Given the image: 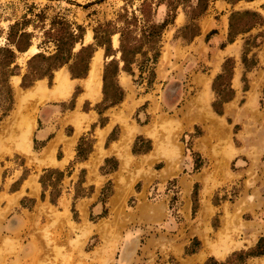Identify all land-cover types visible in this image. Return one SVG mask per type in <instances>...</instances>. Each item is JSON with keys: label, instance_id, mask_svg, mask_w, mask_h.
I'll return each instance as SVG.
<instances>
[{"label": "rangeland", "instance_id": "rangeland-1", "mask_svg": "<svg viewBox=\"0 0 264 264\" xmlns=\"http://www.w3.org/2000/svg\"><path fill=\"white\" fill-rule=\"evenodd\" d=\"M206 1L203 11L198 0H0V48L9 45L13 25L15 38L26 33L31 41L11 67L0 55V118L10 70L19 74L31 56L56 53L55 40H69L77 26L84 29L81 44L92 43L96 31L106 42L123 30L134 51L130 70L121 68L128 96L122 105H109L120 71L111 64L112 84L103 95V71L112 60L104 59L98 74L104 101L87 114L51 112L52 130L94 118L81 130V155L100 125H117L104 149L122 137L103 166L101 148L71 170L54 169L63 181L55 173L46 177L42 199L45 170L23 166L16 156L4 164V176L15 179L10 190L31 175L40 192L24 194L21 204L16 195L0 198V264H264V254L254 255L264 240V0ZM166 19L167 31L153 43L151 25ZM118 37L111 36L112 45L119 46ZM232 41L238 53L224 58L220 50ZM157 49L162 80L153 70ZM48 64L36 58L27 81Z\"/></svg>", "mask_w": 264, "mask_h": 264}, {"label": "crops", "instance_id": "crops-1", "mask_svg": "<svg viewBox=\"0 0 264 264\" xmlns=\"http://www.w3.org/2000/svg\"><path fill=\"white\" fill-rule=\"evenodd\" d=\"M175 19L174 22L176 21ZM166 31L164 30V32ZM217 36L218 34L210 42H213V39ZM93 42L94 39H92V43L90 44H93ZM234 43L233 41L228 42L220 50L224 58L228 59L237 55L238 47L233 45ZM82 45L85 46V43H82ZM111 48L112 51L107 55L105 48L95 46L94 52L88 61L87 72L82 77H72L69 72V65L66 64L64 66L67 67L62 66L53 71L50 78L44 77L36 79L30 86L22 87V77L27 71V62L24 69L20 68L19 74L10 77L9 84L13 91L12 106L9 112L0 119V198L4 200L8 196L16 195V200L21 204L20 200L24 194L32 193V196L36 197L40 192L39 187L36 186V179L34 180L31 175L24 178L15 190H10L15 179L13 180L10 174L4 176V164L6 161L11 162V157H20L23 159V166L34 169L39 168L41 171L47 169H57L60 171L71 170L74 163L87 162L95 156L101 155V148L103 151L102 157L98 160V166H103L109 157H113L112 155L114 153L111 146L117 143V138H121L122 134L119 132L116 140H111L110 148L104 149L103 145L106 142V137L117 126L110 127L109 120L97 128L101 133L99 136L93 137L94 140L90 142V146L84 156L78 155V150L79 148L81 149L80 140L85 135L81 130L87 125L90 128L94 126L93 117H90L89 120L78 118L75 121L73 120V122L59 125L56 130H52L50 126L53 108H59L62 114H66L67 112L74 113L75 111L87 114L91 112L92 105H97L104 101L102 93L100 92L101 70L100 78L98 72L96 74L97 78H94V81H92L91 73V71L93 72V64L100 63V68L102 61L104 63V59L107 61L108 59L119 60L120 71L115 76V85L121 91L122 99L118 103H114L113 106L118 107L126 101L128 97L127 89L120 81L121 77L123 75L126 76V74L121 70L123 62L120 61L119 46L112 45V39ZM29 49L23 53H26ZM161 58L162 54L160 51L159 60L155 69H153L156 77L160 80L163 78ZM95 60L96 62L94 63ZM58 80L63 81V85L60 87ZM237 81V72L233 70L230 78V87L232 89L233 84ZM60 88L62 89L61 91H59ZM91 93H95V97H92L90 95ZM85 106L88 108L85 109ZM139 136L145 137L142 134L134 135L130 140L132 143L131 146L134 147L137 139L142 138ZM147 142L151 144L149 140ZM23 166H20V169ZM59 198L60 195L56 198L54 204L58 202Z\"/></svg>", "mask_w": 264, "mask_h": 264}, {"label": "trees", "instance_id": "trees-1", "mask_svg": "<svg viewBox=\"0 0 264 264\" xmlns=\"http://www.w3.org/2000/svg\"><path fill=\"white\" fill-rule=\"evenodd\" d=\"M232 1L234 3V2L243 1V0H232ZM244 1H253V0H244ZM198 3H201L203 5V7H202L203 11H205L207 9L208 1L198 0ZM245 13L248 14V12H244V14ZM236 14L239 15L240 13L237 12ZM251 15L255 16L256 19L259 22H261L262 19L260 16L254 14V13H252ZM170 21L171 20L166 19L162 23H154L151 25L152 30H150L151 32L149 33V36H150V39L151 38L153 39V43L160 42L161 34H162L163 30L165 29V27L169 23H171ZM60 24L62 26L66 25V23L64 21H60ZM15 27H16V25H13L10 28V33L8 35V38H7L9 45H13L14 49L10 48L9 45L6 47L0 48V55H2V57L5 58L7 67H11L15 63V59L17 57L16 52H18V53L25 52L31 45V41L29 38L27 39V41H25V38L28 37V35L26 33H21L15 38V33H16ZM76 29L78 32L76 34H74L72 30L70 31L69 40L66 41V40H63L61 38L55 40V42H56V53H54L50 56H44L42 54H36L27 61V71L25 72V74L22 77V83H21L22 87L30 86L33 83V81L36 79H40V78H44V77L50 78L53 71L57 70L58 68L66 65V64L69 65V72H70L72 77H82L86 74L87 69H88V61L94 52L95 46L93 44H88L85 46L82 45L81 40L83 37L84 29L81 26H77ZM116 33H118L120 36L118 51L120 52V61L123 62L122 69L125 71H128V69L130 70V65L132 63L131 58H132L134 51L132 50V47H130L129 41L126 39L125 32L123 30L113 32L112 34H110V36L108 38H106V42L99 41V38L97 36V31H96V34L94 35V40L96 41V44L98 46L104 47L107 55H109V52L112 51L111 36L113 34H116ZM211 33L213 34V33H215V31H212ZM23 40H24V42H23ZM68 43H69V45L67 46V49H66V55H63L62 54L63 45L68 44ZM77 43H80L81 47L79 48V50L77 52H74V49H75V46ZM105 44H107L108 46L107 45L104 46ZM158 56H159V52L157 49L156 51H154L152 61L155 62L157 60ZM38 57L43 58L46 61H49V64L45 67L44 72H42L40 75L36 76L35 78L27 81V78L29 77V75H32V74L35 75L36 74L32 70L31 63ZM110 64L115 69L114 73H116L119 70V61L112 59L108 64H106V67L104 68V72H103V88H102L104 97L107 94V89L109 87V83L112 84L110 82V81H112V79L109 78L111 73L110 74L107 73V69H108V66H110ZM15 74H16V72H14L13 70H10L8 77H11ZM5 89H6L7 107L5 109L4 115H6L9 112V110L11 109L12 101H13V91H12V88L9 84L8 79H7L6 84H5ZM113 89L115 91V100H114V102L109 103L110 106L113 105L114 103H118L122 99V93H121V91H119V89L116 87L115 84H114ZM212 107L214 108V104ZM217 113H219V112H217ZM82 141H83V139L80 140L81 143H82ZM80 147H81V145H80ZM81 153H82L81 149L79 148L78 155L79 156L85 155V154L81 155ZM52 173H55L58 176L61 175V178L59 180H60V182L62 180V172L54 170V169L45 170L44 173L42 174V176L40 177V183H41L42 189H43L42 199H44V197H45L44 193L46 192V185H45L46 177H49V175ZM59 195H60V191L58 192L56 198ZM56 198H55V200H51L52 203H55ZM263 244H264V240L262 239L258 243V245L256 247V252L254 253V255L264 254ZM247 254L248 253H246L244 255H247ZM205 264H217V262L214 261L213 259H211L210 261H207ZM220 264H234V263H230L229 261H226V262L220 263Z\"/></svg>", "mask_w": 264, "mask_h": 264}, {"label": "bare ground", "instance_id": "bare-ground-1", "mask_svg": "<svg viewBox=\"0 0 264 264\" xmlns=\"http://www.w3.org/2000/svg\"><path fill=\"white\" fill-rule=\"evenodd\" d=\"M93 72H92V81H94V78L96 79L97 78V75L96 74H98V72H99V64L98 63H96V64H94L93 65ZM58 84H59V87L60 86H62L63 85V81H61V80H58ZM58 87V88H59ZM62 88V87H61ZM60 88V90L59 91H61L62 89Z\"/></svg>", "mask_w": 264, "mask_h": 264}]
</instances>
